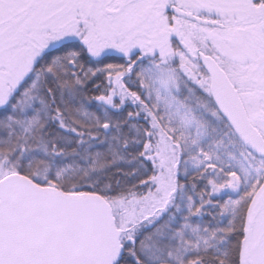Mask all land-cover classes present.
<instances>
[{
	"label": "snow or ice",
	"instance_id": "snow-or-ice-1",
	"mask_svg": "<svg viewBox=\"0 0 264 264\" xmlns=\"http://www.w3.org/2000/svg\"><path fill=\"white\" fill-rule=\"evenodd\" d=\"M0 264H264V0H0Z\"/></svg>",
	"mask_w": 264,
	"mask_h": 264
}]
</instances>
